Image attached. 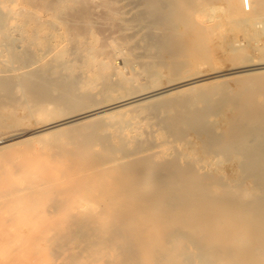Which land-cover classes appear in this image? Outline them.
<instances>
[{
	"label": "bare ground",
	"instance_id": "1",
	"mask_svg": "<svg viewBox=\"0 0 264 264\" xmlns=\"http://www.w3.org/2000/svg\"><path fill=\"white\" fill-rule=\"evenodd\" d=\"M0 230V264H264V0H0Z\"/></svg>",
	"mask_w": 264,
	"mask_h": 264
},
{
	"label": "rangeland",
	"instance_id": "2",
	"mask_svg": "<svg viewBox=\"0 0 264 264\" xmlns=\"http://www.w3.org/2000/svg\"><path fill=\"white\" fill-rule=\"evenodd\" d=\"M246 2H247V0H246ZM247 4H248V3H247ZM247 9H248V5H247ZM216 14L218 15L219 13H216ZM216 14H215V15H216ZM212 19H214V18H212ZM212 19H211V20H212ZM32 122H35V120H34V121L32 120ZM24 128H25V127L20 126V127H16V128H14V129L22 130V129H24ZM5 224H6V226H8L9 230L11 231V230H12V228H11V222L9 221V222H7V223H5ZM4 229H5V228H1V230H3V231H4ZM6 229H7V228H6ZM1 230H0V231H1ZM9 230H8V231H9ZM4 232L6 233L7 230L4 231ZM1 235H2V234H1ZM1 235H0V240L3 241V237H4V236L1 237ZM4 239H5V238H4Z\"/></svg>",
	"mask_w": 264,
	"mask_h": 264
}]
</instances>
